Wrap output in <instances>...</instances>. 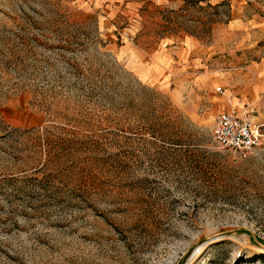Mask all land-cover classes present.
<instances>
[{
    "label": "rangeland",
    "instance_id": "374dc122",
    "mask_svg": "<svg viewBox=\"0 0 264 264\" xmlns=\"http://www.w3.org/2000/svg\"><path fill=\"white\" fill-rule=\"evenodd\" d=\"M182 263L264 264V0H0V264Z\"/></svg>",
    "mask_w": 264,
    "mask_h": 264
},
{
    "label": "built area",
    "instance_id": "2783aa9c",
    "mask_svg": "<svg viewBox=\"0 0 264 264\" xmlns=\"http://www.w3.org/2000/svg\"><path fill=\"white\" fill-rule=\"evenodd\" d=\"M214 140L221 149L246 157L261 146L263 133L246 110L233 108L216 116Z\"/></svg>",
    "mask_w": 264,
    "mask_h": 264
},
{
    "label": "bare ground",
    "instance_id": "6f19581e",
    "mask_svg": "<svg viewBox=\"0 0 264 264\" xmlns=\"http://www.w3.org/2000/svg\"><path fill=\"white\" fill-rule=\"evenodd\" d=\"M198 249H200V248H198Z\"/></svg>",
    "mask_w": 264,
    "mask_h": 264
},
{
    "label": "water",
    "instance_id": "95a60500",
    "mask_svg": "<svg viewBox=\"0 0 264 264\" xmlns=\"http://www.w3.org/2000/svg\"><path fill=\"white\" fill-rule=\"evenodd\" d=\"M183 264V263H182Z\"/></svg>",
    "mask_w": 264,
    "mask_h": 264
}]
</instances>
